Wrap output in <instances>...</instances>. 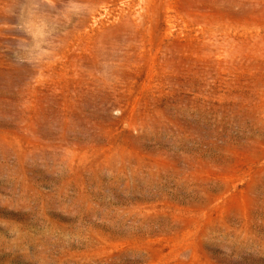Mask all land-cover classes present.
Instances as JSON below:
<instances>
[{
  "label": "rangeland",
  "instance_id": "rangeland-1",
  "mask_svg": "<svg viewBox=\"0 0 264 264\" xmlns=\"http://www.w3.org/2000/svg\"><path fill=\"white\" fill-rule=\"evenodd\" d=\"M0 264H264V0H0Z\"/></svg>",
  "mask_w": 264,
  "mask_h": 264
}]
</instances>
